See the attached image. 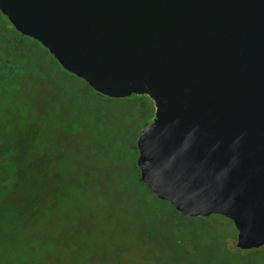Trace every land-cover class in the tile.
<instances>
[{
    "label": "water",
    "instance_id": "obj_1",
    "mask_svg": "<svg viewBox=\"0 0 264 264\" xmlns=\"http://www.w3.org/2000/svg\"><path fill=\"white\" fill-rule=\"evenodd\" d=\"M61 67L110 98L147 95L140 178L188 217L264 246V0H0Z\"/></svg>",
    "mask_w": 264,
    "mask_h": 264
},
{
    "label": "rangeland",
    "instance_id": "obj_2",
    "mask_svg": "<svg viewBox=\"0 0 264 264\" xmlns=\"http://www.w3.org/2000/svg\"><path fill=\"white\" fill-rule=\"evenodd\" d=\"M23 36L0 12V264H264L142 182L149 96H99Z\"/></svg>",
    "mask_w": 264,
    "mask_h": 264
},
{
    "label": "trees",
    "instance_id": "obj_3",
    "mask_svg": "<svg viewBox=\"0 0 264 264\" xmlns=\"http://www.w3.org/2000/svg\"><path fill=\"white\" fill-rule=\"evenodd\" d=\"M16 30V29H15ZM17 31V30H16ZM44 48V47H43ZM45 51H47V49H45ZM47 53H49L48 51H47ZM50 54V53H49ZM97 95H99V96H103V97H107V96H104V95H101V94H99V93H96ZM141 96H144V95H141ZM145 96H147V95H145ZM148 97V96H147ZM150 98V97H149ZM151 99V98H150ZM153 100L151 99V102H152ZM152 110V109H151ZM154 116H155V112H154V114H153ZM146 126H148V125H145V127ZM136 152H137V155H139V153H138V149H137V145H136ZM137 171L139 172V176H140V170H139V168H138V166H137ZM141 179V178H140ZM158 198V197H157Z\"/></svg>",
    "mask_w": 264,
    "mask_h": 264
},
{
    "label": "flooded vegetation",
    "instance_id": "obj_4",
    "mask_svg": "<svg viewBox=\"0 0 264 264\" xmlns=\"http://www.w3.org/2000/svg\"><path fill=\"white\" fill-rule=\"evenodd\" d=\"M22 35V34H21ZM23 37H26V36H23ZM30 38V37H29ZM32 39V38H31ZM34 40V39H33ZM11 41V40H10ZM34 41H36V40H34ZM36 42H38V41H36ZM39 43V42H38ZM40 44V43H39ZM41 45V44H40ZM45 49V48H44ZM94 91V90H93ZM95 93H98V92H96V91H94Z\"/></svg>",
    "mask_w": 264,
    "mask_h": 264
}]
</instances>
